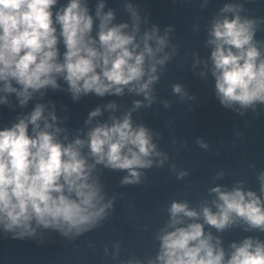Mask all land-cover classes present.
Masks as SVG:
<instances>
[{"label":"clouds","instance_id":"1","mask_svg":"<svg viewBox=\"0 0 264 264\" xmlns=\"http://www.w3.org/2000/svg\"><path fill=\"white\" fill-rule=\"evenodd\" d=\"M106 5L96 0L93 13L89 0H0V106L21 109L10 126L0 128V232L11 239H36L43 230L73 240L91 232L116 200L101 183V166L126 172L120 184L128 186L170 161L157 143L162 134L135 123L133 113L156 99L154 86L177 55V46L170 45L174 29L142 30L149 20L131 0L122 5L130 23H115L116 11ZM244 11L234 0L210 21V65L192 53L193 69L203 64L202 78L211 72L220 104L240 115L264 106V53L255 39L264 21ZM49 90L67 92L74 102L89 94L122 97L125 90L143 99L119 116L116 101L97 106L72 134L56 103L45 102ZM172 92L181 102L194 100L180 84ZM105 111L108 119L101 122ZM196 144L209 149L201 138ZM170 167L178 180L189 175ZM224 176L220 171L215 179ZM257 181L258 191L243 180L231 187L216 184L196 207L172 200L167 219L153 233L154 255L130 256L120 264H264V239L249 235L225 246L221 235L237 227L264 233V171ZM120 248L113 243V260H119Z\"/></svg>","mask_w":264,"mask_h":264}]
</instances>
